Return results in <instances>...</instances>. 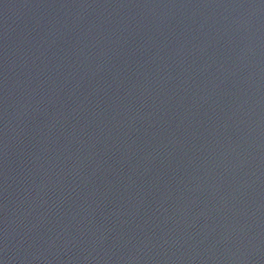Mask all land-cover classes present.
Returning a JSON list of instances; mask_svg holds the SVG:
<instances>
[{"label": "water", "instance_id": "95a60500", "mask_svg": "<svg viewBox=\"0 0 264 264\" xmlns=\"http://www.w3.org/2000/svg\"><path fill=\"white\" fill-rule=\"evenodd\" d=\"M0 264H264V0H0Z\"/></svg>", "mask_w": 264, "mask_h": 264}]
</instances>
